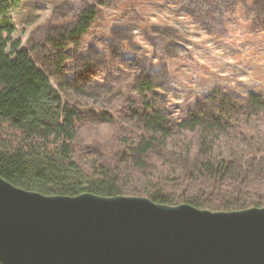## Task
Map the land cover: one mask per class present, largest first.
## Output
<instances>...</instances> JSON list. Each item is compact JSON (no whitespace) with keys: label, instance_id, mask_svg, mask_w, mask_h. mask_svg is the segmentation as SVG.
<instances>
[{"label":"rangeland","instance_id":"1","mask_svg":"<svg viewBox=\"0 0 264 264\" xmlns=\"http://www.w3.org/2000/svg\"><path fill=\"white\" fill-rule=\"evenodd\" d=\"M99 1L17 0L9 12L12 39L20 40L48 71L52 86L84 111L74 144L85 169L113 163L132 144L130 131L141 124L126 117L128 102L138 97L134 80L141 71L155 83L152 95L144 98L176 122L216 89L238 98L240 108L252 94L264 99V0H102L99 18L76 47L66 46L68 59L62 62L63 52L52 53L48 37ZM139 104L133 107L140 109ZM241 111L229 122L234 128L227 139L220 141L227 148L236 145L231 139L240 143L242 136L264 135V108ZM166 159L144 162L143 173L165 171Z\"/></svg>","mask_w":264,"mask_h":264},{"label":"trees","instance_id":"2","mask_svg":"<svg viewBox=\"0 0 264 264\" xmlns=\"http://www.w3.org/2000/svg\"><path fill=\"white\" fill-rule=\"evenodd\" d=\"M16 2L0 0L2 178L44 195L145 196L159 204H190L212 211L264 206V135L242 136L240 143L229 138L236 145L228 148L220 143L234 128L229 125L232 117L243 114V108L251 113L264 108V99L257 94L240 108L238 98L216 89L196 103L188 118L176 122L144 98L152 95L155 83L152 75L141 71L134 80L141 108H134L136 101L130 100L126 117L141 124L140 129L129 130L132 144L111 164L98 162L88 169L80 165L74 143L84 111L67 101L52 86L48 71L37 65L20 40L12 39L15 27L9 12ZM101 2L87 5L73 24L48 37L52 53L63 52L62 62L68 59L66 46L76 47L99 18ZM101 116L110 121L108 114ZM179 144L187 145L170 152ZM162 156L167 158L165 171L143 173L144 162Z\"/></svg>","mask_w":264,"mask_h":264},{"label":"water","instance_id":"3","mask_svg":"<svg viewBox=\"0 0 264 264\" xmlns=\"http://www.w3.org/2000/svg\"><path fill=\"white\" fill-rule=\"evenodd\" d=\"M0 264H264V207L44 195L0 176Z\"/></svg>","mask_w":264,"mask_h":264}]
</instances>
